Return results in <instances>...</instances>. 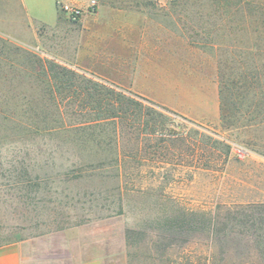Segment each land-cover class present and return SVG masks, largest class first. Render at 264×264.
I'll use <instances>...</instances> for the list:
<instances>
[{
  "label": "rangeland",
  "instance_id": "1",
  "mask_svg": "<svg viewBox=\"0 0 264 264\" xmlns=\"http://www.w3.org/2000/svg\"><path fill=\"white\" fill-rule=\"evenodd\" d=\"M88 1L55 0L58 20L48 26L29 23L21 0H0V241L100 223L126 242L127 264H264V160L232 153L238 144L264 156V0H96L180 16L187 43L205 44L218 64L215 123L68 63L80 25L61 6ZM47 7L55 19L54 3ZM21 21L29 26L18 35ZM30 54L133 97L141 110L90 121L82 81L60 93ZM180 213L199 223L165 224Z\"/></svg>",
  "mask_w": 264,
  "mask_h": 264
},
{
  "label": "crops",
  "instance_id": "2",
  "mask_svg": "<svg viewBox=\"0 0 264 264\" xmlns=\"http://www.w3.org/2000/svg\"><path fill=\"white\" fill-rule=\"evenodd\" d=\"M21 1L29 23L53 26L57 22L55 0ZM45 1L50 6L54 3L55 19ZM143 7L102 5L85 13L78 20L77 49L68 63L98 80L125 79L126 87L138 97L190 121H219L216 58L205 51V44L187 43L180 16ZM20 24L18 35L22 26H29L24 21ZM115 232L110 226L93 223L0 241V264H127L126 242L118 240Z\"/></svg>",
  "mask_w": 264,
  "mask_h": 264
},
{
  "label": "trees",
  "instance_id": "3",
  "mask_svg": "<svg viewBox=\"0 0 264 264\" xmlns=\"http://www.w3.org/2000/svg\"><path fill=\"white\" fill-rule=\"evenodd\" d=\"M214 1L227 2L228 0ZM239 1L240 0H238V2ZM27 59H29L30 63L34 64L37 69L41 70L39 73V78L43 79V81H52V88H55L60 93L62 92V89L70 88L71 85H73V83L77 82L78 80L82 81L80 89L87 93V98L89 97V99L93 103L91 106L93 109L92 111L95 112V119H91L90 121L92 122L95 121V123L98 124L99 122H103V120H106L107 118L115 120L117 118H122L121 116L130 114L131 111L139 109L141 110L140 102L136 101L133 97L127 96L123 92L108 88L104 83L77 75V73L72 69L62 66L52 60L44 61L31 54L27 56ZM101 110H105L108 112L106 117H102V115L99 114ZM164 222L173 230H178L179 228L187 225L198 224L199 218L198 216H196V214L180 213L164 220Z\"/></svg>",
  "mask_w": 264,
  "mask_h": 264
},
{
  "label": "built area",
  "instance_id": "4",
  "mask_svg": "<svg viewBox=\"0 0 264 264\" xmlns=\"http://www.w3.org/2000/svg\"><path fill=\"white\" fill-rule=\"evenodd\" d=\"M97 8L96 0H89L85 5L63 4L61 10L72 21H78L85 13L94 12ZM232 153L240 160L257 159L259 154L245 145H232Z\"/></svg>",
  "mask_w": 264,
  "mask_h": 264
}]
</instances>
